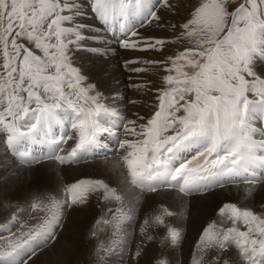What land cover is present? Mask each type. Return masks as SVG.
I'll use <instances>...</instances> for the list:
<instances>
[{
  "label": "bare ground",
  "instance_id": "1",
  "mask_svg": "<svg viewBox=\"0 0 264 264\" xmlns=\"http://www.w3.org/2000/svg\"><path fill=\"white\" fill-rule=\"evenodd\" d=\"M91 2L94 5L97 0H91ZM155 2L157 5L154 11L156 12L151 15V21L140 30L128 34L120 29L121 25L102 27L96 24L91 19L94 15V6L88 2L85 8L79 7L75 0L72 2L71 0H53L50 2L52 8L58 7L60 9L54 21L51 22L53 24L52 30L56 33L58 40L57 42H55L56 39L53 40L48 46L52 45L50 47L54 48L57 55L60 52L76 64L77 67L74 69L67 68L68 74L76 75L77 84L74 86L76 88L80 86L81 91L84 92L85 89V93L93 95L94 98L89 97L87 103H89L90 108H84L80 102L71 104L61 101L60 97L59 104H54L55 107L50 109L51 103L46 105L43 94H41L43 98L40 100L41 108L27 111L28 113L38 112L39 117L27 113L20 117L18 120L20 124L14 126L13 129L0 127V238L3 239L6 233L15 232L14 227L19 222H34L39 226L45 221V223L57 224L58 227V231H56L58 235L52 240L48 239L50 235L45 234H36L32 238L27 235L22 237L17 253H10L1 248L0 264H75L87 253L94 252L95 245H98L96 240L104 238L107 241L110 239L111 228L118 215L123 226L132 228L131 225L135 221L145 218L153 220L159 211L164 210L171 213V217L177 220L174 222L177 223V226H181L182 240L170 242L172 246L176 245L175 247L168 248L170 246L166 241H163L159 246L157 243H145V252L139 264H152L159 248L177 249L181 255L179 260L190 258L189 249L192 243H195L197 235L199 237L203 235L211 221L214 220L215 222L219 214L227 209L228 203H234V206L238 205L246 211H252L256 219L264 221V179L258 178L256 184L250 188L247 187L248 189L245 190L237 185L240 183H234L229 184L230 187L224 185L219 186V188H212L211 190H219L207 194L211 191L209 190L205 192L206 195L204 196V193L178 192L186 198L189 197V200L180 197L174 191H167L175 188L169 183L175 186L177 180L181 183L183 179L180 186L183 187L192 178H202L210 169L218 172L224 167L233 165L237 160H241L245 155L257 157L254 146H262L261 142L264 141V137L259 136V132L263 128L260 121H264V61L259 59L260 57L264 58V42L259 43L258 41L261 40L260 38L264 40V24L255 29L253 34L246 39L248 41L239 48L240 55L238 57L235 54L229 57L235 61L234 68L239 70L241 75L244 74L240 83L242 87L239 88V98L225 97L223 100H216L224 103L225 99H231L230 103L238 101L240 103L238 105L227 103L217 109L216 113L211 112V108L205 111V113L214 116V119H208L209 115L202 119L200 117H202L203 112H195L198 113V121L201 120L204 127L199 129L200 122H197L198 124L195 126L186 127L187 124H184L183 119L182 123H180L181 121L176 123L174 119V122H170V117H176L175 119L178 120V117L184 114L183 112L187 108L184 106L185 100L177 97V90L174 92L175 94H172L173 97L169 101L165 99L167 89L160 83L164 80L174 84L171 88H175L176 85L179 86L180 84L174 80L179 81L177 77L183 76L184 70L188 69L186 54L180 47L183 39L182 25L187 16L186 5L184 0H155ZM4 5L5 1L0 0L1 97L7 88L1 79L5 76L7 80L9 76L7 63L9 57L5 58V75L3 72V52H5V47L8 48L4 43V37H1V33L5 30L4 27L8 26L7 18L4 16ZM161 7L162 10L158 15ZM117 23L119 20L114 25ZM151 23L155 24V28H160L155 31H152L151 28L147 30ZM117 29L119 31L115 33ZM39 39L42 40V38ZM48 49L47 53H49ZM35 53L38 54V52ZM35 53L33 52V55H37ZM43 58L46 59V56ZM85 78L88 81L87 87V84H82ZM9 80L7 81L9 82ZM58 83L60 84V82ZM49 85L51 86V84ZM63 86L64 88L68 87V85ZM95 88L98 89V93L93 94L91 90ZM148 88L151 90L148 91ZM162 88L164 89L161 91ZM157 91H161V93ZM101 95L104 98L102 101H100ZM156 96L158 98L159 113L157 115L159 119L156 120V125H150L148 120L152 118L150 113L154 109ZM75 100L81 101L77 96ZM14 102L12 101L15 108L23 109ZM162 103L165 105L162 106ZM211 103L213 102L211 101ZM67 104L73 106L74 110L66 107ZM103 106H107L111 112V117H124L125 119L122 130H112L113 135L119 133V140H112V132L109 133L111 137H107V139L101 137L102 132L108 130L106 125L103 126L101 122V119L104 122L106 120L105 114L100 113ZM79 107L85 112L84 114L80 115ZM0 114H4L2 108H0ZM217 116L219 120H215ZM44 117L53 118V125L49 130L50 135L46 137L45 142L52 141L57 154L53 155V152L49 151L50 156L44 160V151L39 150L40 163L38 164H43L38 166H34L36 164L23 165L25 167H22L14 161L15 155L9 150L10 146H13L11 143L14 139L10 132L12 130L17 131L25 123L30 122L32 124L35 121L32 128L22 129L26 132L31 131L30 136L33 138V131L37 127L39 118ZM10 119L7 120L9 123H11ZM79 121H81V127L77 123ZM168 122L174 125V128L177 125H182V130L177 133V130L175 132L174 129L170 128L169 131L166 129ZM107 123L111 122L107 121ZM129 123L130 126H126ZM124 128L129 129V138L137 139V143L134 144L135 149L132 148L130 139H126L125 142L123 136L126 131ZM149 128H155L158 133L150 134V140L145 144L144 141L148 134L146 136L143 131ZM212 129H216V131L213 132ZM159 131L162 132V135ZM225 132L227 133L225 134ZM88 136H92L91 143H81ZM109 140L110 142L106 144V141ZM46 147L49 149L48 144ZM16 150L21 151L19 148ZM30 152L33 155L36 153L33 148H30ZM20 158L23 159V154H20ZM27 160L32 161L30 158ZM51 160L53 162H50ZM256 160L249 159L248 163L251 162L250 164H252ZM220 162L222 165L218 164ZM159 168L165 169V175L163 173H160V176L155 174ZM80 175L96 176V180L93 183L92 181H85L84 178L79 179L75 183L76 188H70L67 191L68 186L66 185ZM140 181L153 183L147 188V192H142L140 188L133 186ZM92 189H97V191L90 192ZM137 190L147 195H140L136 193ZM160 191H166V193ZM113 192L117 194L115 198ZM55 193L61 198H56ZM71 193L72 195H70ZM194 195H202L203 197L197 198L193 197ZM51 209L56 216L52 214L45 218L43 215L35 216L33 212L34 210L41 213ZM136 209H138L139 214L132 215L130 212ZM120 210L124 211V221L120 217ZM103 211H105L103 216H106L104 221L107 225L96 232V240L93 241L89 239L91 237L88 238V235L94 232V228H96L94 225L101 218L100 213L102 214ZM209 218L210 221H208ZM166 221L167 219H162L159 224L163 222L167 224ZM146 224L152 225L153 223L147 221ZM235 224L236 228L229 233L231 238L245 235L250 246L255 239L250 242L249 232L236 231L238 227L244 225H241L240 222ZM220 226L218 227L219 230L222 229ZM250 228L253 229L254 225L251 224ZM250 228L247 227L245 231ZM260 229L251 235L258 237ZM230 236H227L228 241L225 248V254L229 257L230 264H243L242 261L245 264L253 262L250 258H245L239 246L232 243ZM131 240L138 245L143 242L141 236H131ZM122 241L125 246L121 245V248L127 250L128 241L125 239ZM230 242L238 248V251L232 244H228ZM261 247L264 249V243ZM159 252L161 251L159 250ZM253 260H259V264L264 263V258L263 260L258 258ZM107 264L115 263L108 262ZM127 264L129 263L127 262Z\"/></svg>",
  "mask_w": 264,
  "mask_h": 264
},
{
  "label": "rangeland",
  "instance_id": "2",
  "mask_svg": "<svg viewBox=\"0 0 264 264\" xmlns=\"http://www.w3.org/2000/svg\"><path fill=\"white\" fill-rule=\"evenodd\" d=\"M3 1H5V5H4L5 9L3 8L4 16H6L7 18L6 22L8 25L6 26V28L4 27L5 30H3V32L1 33V37L2 36L4 37L3 38L4 43L8 46V48L5 47L7 50L5 49L4 50L5 52H3V56H4L3 72L5 75L6 73L5 58L9 57L7 60L8 73H9L7 80L9 79L10 80L8 82L5 76L3 77V79H1V81L5 82L7 88H5L3 96L2 97L0 96V108H2V113H4L2 115L0 114V120H1L0 123L1 122L4 123L6 121L4 124L1 123L0 127H4L5 129H13L14 126L16 127L17 124L19 125L20 121L18 120H20V117L26 115L28 113L27 111L35 110L36 108L38 109L41 108L40 100L43 98L46 105H48V103L49 104L51 103L50 109L55 107L54 104L56 105L59 104L60 97H61V101H66L67 103H71V104H75V102H80L81 106H83L84 108H90L89 103H87V99H89V97L93 99L94 98L93 95L91 94L87 95L85 93V89L84 92L83 90L81 91L80 86L76 88L74 86L75 84H77L75 80L76 75L68 74L69 73L68 69L71 68L74 69V67H77L76 64L73 63V61H71L69 57H67L66 55L64 56L60 52H58L57 55L54 51V48L50 47L52 45L48 46V44L51 43L53 40L56 39L55 42H57L58 40L56 37V33L52 30L53 24L51 22L54 21L57 12L59 11L60 8L58 7L52 8L50 6V2H52L53 0H3ZM72 1L74 0H71V2ZM89 1L91 0H75L76 4L82 8H85L86 3L87 2L90 3ZM184 3L186 5L187 16L185 17V22L182 25L183 39L181 40L180 47L181 50L186 54L185 57L188 60L187 68L189 70L188 69L184 70V75L181 77H177L179 78V81L177 79L174 80L175 82L180 84L179 86L176 85L175 88H171V86L174 84L170 82H165L163 80L160 83H162L163 87L167 89V91H165V95H166L165 99L169 101V99L173 97L172 94L177 90L178 91L177 97L183 99V101L185 100L186 103L184 101V106L188 108V111L186 108V110L183 112L184 114H181L178 117V120L175 119L176 117L173 116L170 117V122L172 121L174 122V120H176V123H179L180 121H181L180 123H182V119H183V121L185 122L184 124H187L186 127L192 125L195 126L200 122L201 124L199 126V129H201L204 126L201 120L198 121V113L195 112L198 111H200V113L203 112L202 114L204 116L201 115L202 117L200 118L204 119V117H207L209 115L205 113V111L211 108L210 111L216 113L217 109H220L227 103H230L232 101L231 100L232 98L234 99L239 98L238 96V93L240 91L239 88L242 87L240 83L241 80L243 79L244 74L241 75V72L236 68H234L235 61L234 59L229 57L232 54H235L236 57H238V55H240L239 48H241L246 43V41H248L246 39H248V37L252 34V32L255 29H257L258 27L264 24V0H184ZM92 6H94L93 8L94 15H92L91 19L94 22H96V24L104 27L105 25H112L117 20L122 18L125 19L127 17L130 19L131 22L139 23L137 26L139 27V30L144 25H147L151 21L150 20L151 14L148 15V12L151 9H154L153 8L154 4L152 0H97V2L94 3V5ZM163 6L164 4L162 5V7ZM162 7L158 11L157 13L158 15L160 14ZM111 18H113V21H110ZM154 26L155 24L151 23V25L147 27V30L151 28L152 31H155L156 29L160 28V27L155 28ZM39 38H42V40ZM260 39L261 40H258L259 43H261L262 41L264 42L262 38ZM22 44L28 46L29 48L28 52L24 51ZM39 48L42 50H40ZM47 49L49 53H47ZM33 52L34 53L38 52V54L35 53L37 55H33ZM43 56H46V59L43 58ZM262 61H264V59ZM188 71L190 74L188 73ZM55 80L56 81L58 80L60 84L58 82L56 83ZM236 82L237 84H235ZM87 83L88 81L85 78L82 81V84L86 85ZM49 84H51V86ZM63 85H68V87L64 88ZM58 86L59 87L61 86L60 89H58L59 88ZM87 86L88 84L86 85V87ZM164 88H162L161 91ZM150 90L151 89L148 88V91ZM161 91L160 92L157 91V92L161 93ZM91 92L93 94H96L98 93V89L97 88L92 89ZM41 94H43V98ZM4 95L6 98L4 97ZM76 96L81 101H76L75 100ZM225 97L231 99H225L224 103H220V101H216L218 99L223 100V98ZM103 99L104 98L101 95L100 101H102ZM12 101L13 102L15 101L14 103H17L19 105V108L21 107L23 109L19 110L15 108ZM211 101L213 103H211ZM239 103L240 101L232 102L230 104L238 105ZM164 105L165 103H162V106ZM67 106L69 109L74 110L73 106H70L69 104H67ZM79 110L81 112L80 115L85 113L81 108ZM107 111H109L107 106H103V109L100 110V113L105 114L104 116L106 120H109L110 118H112L110 116L111 112L109 111V113L106 114ZM158 111H159V106H158V98H157L156 103L154 105V109L152 110L153 113L152 112L150 113L152 118L151 120L150 119L148 120V123L150 125H156V120L159 119L157 115L159 113ZM11 117L12 120L10 119ZM2 118H4V120H2ZM8 119H10L11 123L7 121ZM208 119H214V116L209 115ZM215 120H219V117L217 116ZM130 121L132 120L130 119ZM101 122L103 126L106 125V122H104L102 119ZM122 122L120 124L119 122H115V125L121 127ZM29 124L31 123L30 122H28V124L25 123L21 125V128L26 129L28 128V126H30ZM52 125H53V118H49V117L40 118L36 131L35 133L33 132V134L40 136L41 140L44 142L46 137L50 135L49 130ZM126 126L129 127L130 123ZM167 126L166 129H168L169 131L170 128L174 129L175 132L177 130V133H179L182 130L181 128L182 125H177L174 128V125L168 122ZM120 130H122V128ZM212 130L213 132L216 131V129L215 130L212 129ZM125 131H126L125 135L123 136L125 142L126 139H130V141H132L131 146L132 148L134 147L135 149L136 146L134 144L137 143V139L129 138L130 136L129 129H125ZM143 132L146 136L148 134V137L144 141L145 144H147V142L150 140V134L158 133L155 128H149L144 130ZM226 133L227 132H225V134ZM10 135L18 136V141L15 143L16 147H23V146L33 147V148L36 147L35 139H32L31 142L27 143L24 140V138L14 130L10 132ZM160 135H162V132H160ZM159 139L160 137L158 138V140ZM13 155H15L14 156L15 160L14 159L12 160L16 161L22 167L30 166V164H36L34 166L43 164V163L38 164L35 157H33L32 159L33 161H30V163H28L26 160L23 161L24 163L23 164L17 158V154L14 152V150H13ZM249 159H255V158H253L252 156L248 157L245 155V157L242 158L241 160L243 161L245 160L244 162L246 161L248 162ZM50 162L53 161L51 160ZM82 178H84L85 181H90V182L92 181L93 183L94 180H96V176L90 177L88 175H80L78 178H73V181L66 185L68 186L67 191H69L70 188H76L75 183H77V181ZM90 178H94V179H90ZM240 183L242 184H239V187L241 189L244 188L245 190L250 188V186L256 184L257 181H252L251 179L248 180L246 178L241 177ZM133 186L134 188L137 187L140 188L142 192L145 191L144 190L145 185L142 183L140 184L135 183V185ZM130 188L133 189L132 187ZM215 190H219V189L211 190L207 192V194ZM93 191H97V189L96 190L92 189L90 192ZM142 192H139L137 190L136 193H139L140 195L143 196L147 195ZM160 192L166 193V191H160ZM72 193L70 195H72ZM112 194L114 198L117 195L115 192H113ZM179 195L180 197L189 200L188 199L189 197L186 198L181 194ZM204 195H206V193H204L203 196ZM55 196L56 198H61V196L56 193ZM203 196L194 195L193 197L202 198ZM56 207H57V203H56ZM239 208L240 206L238 205L234 206V203H228L227 209L222 211L219 214V217L217 216L218 218H216L215 222L214 220L211 221V224L209 226L210 228L208 227L207 228L208 230L206 229L203 235H200V237L197 235L195 243L194 244L192 243L189 249L190 250L189 253L191 255L190 258H187L185 260L181 259L183 261L179 260L181 255L178 253L177 249L174 250L168 249L176 246V245L172 246L170 242L172 243L178 242L182 240L183 237V231L181 230V226H177V223H174L177 220L175 218H172L171 213H169L168 211H164V210L159 211V213L153 220H148L147 218H145L144 220L140 219L137 222L135 221L134 224L131 225V227L132 228L134 227V229L130 228V226H126V225L123 226V222L121 223V220L119 219V215H118L116 216V221L113 223V226L111 228L112 232L110 231L111 232V235L109 237L110 239H108L107 241L104 238H101L99 240H96L95 238L97 236L96 232L102 230V228H104L105 225H107L106 222L104 221L106 216H103L105 211H103L102 214L100 213V215H102L101 218L94 225L96 227L94 228V232L93 233L91 232L88 235V238L91 237L89 239L93 241L94 240L98 241V245H95L93 253L90 254L87 253L83 258L75 262V264H107L108 262L109 263L114 262L115 264H119V263L127 264V262L129 264H139V262H141V260L143 259V254L145 252L144 248H146L145 243H151V242L157 243L159 246L163 243V241H166L168 243V246L170 247L167 246L168 248H159L161 252H159L158 250L154 258L155 260L153 261L152 264H230L229 257L227 256V254H225V248L227 247V241H228L227 236H230L229 233L236 228L235 223L237 222H240V224L244 226L238 227L236 231L241 233L249 232L248 235L251 237L250 242L253 239H255V241H253V243L249 246L248 238L245 235H240V236L238 235L233 238H231L230 236L229 238L232 239L231 240L232 243H235L239 246V248L241 249V253H243L245 258L248 257L247 259L250 258L253 261L250 262L249 264H259L260 262L259 260H253V259L258 258L263 260L264 258V252L259 251L257 248V246L260 244V240L264 238V228H263L264 221L256 219L253 216L252 211H246L249 213V216L239 215L238 213ZM33 212L35 216L43 215L45 218H48L52 214L56 216L53 209L47 212H41L42 214L40 212H35L34 210ZM123 212H124L123 210H120V217L124 221ZM130 213L132 215L139 214V211L138 209H136L134 211H131ZM58 217L57 220H59ZM162 219H167L166 222L169 225L166 226L167 224L165 222L161 223L162 225L159 224V221ZM147 221H151L153 224L148 225L146 224ZM208 221H210V218L208 219ZM220 224H222L221 225L222 227L220 226ZM251 224L254 225L253 229L250 228ZM219 226L222 229L219 230L218 228ZM247 227H249L250 229L245 231ZM14 228H15L14 229L15 232L6 233L3 239L0 238V249L3 248L5 249V251H8L10 253H17V251L19 250V245H20L19 243L22 241V237L26 235L31 236V238L36 234H41V235L45 234L47 236L50 235V237L48 238L49 240L56 238L58 235V232H56L58 231L57 224H54L52 222L45 223L44 221L42 225L39 226L34 222L32 223L19 222ZM259 229L261 231L258 237L251 235ZM223 230H225L226 233ZM131 236L132 237L141 236V239L143 240L142 244L138 245L136 242L132 241ZM123 239H125V241H128L127 250L121 248V245L123 247L125 246V243L122 241ZM166 239L170 241H167ZM232 243L230 242L228 244H232ZM232 246L238 251V248H236L234 244H232ZM242 262L243 264H245L244 261ZM260 264H264V263L261 262Z\"/></svg>",
  "mask_w": 264,
  "mask_h": 264
}]
</instances>
